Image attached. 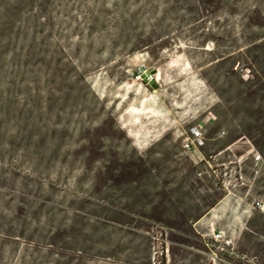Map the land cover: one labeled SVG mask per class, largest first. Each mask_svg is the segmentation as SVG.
Returning <instances> with one entry per match:
<instances>
[{"label":"rangeland","instance_id":"rangeland-1","mask_svg":"<svg viewBox=\"0 0 264 264\" xmlns=\"http://www.w3.org/2000/svg\"><path fill=\"white\" fill-rule=\"evenodd\" d=\"M256 202L264 0H0V264H264Z\"/></svg>","mask_w":264,"mask_h":264},{"label":"trees","instance_id":"trees-1","mask_svg":"<svg viewBox=\"0 0 264 264\" xmlns=\"http://www.w3.org/2000/svg\"><path fill=\"white\" fill-rule=\"evenodd\" d=\"M230 144L231 143H229L228 145ZM183 184L184 182L181 183L180 185L181 188L183 187ZM189 185L190 187H194V184L191 182ZM224 196H225L224 192L220 193V196L216 200H214L211 204L206 206L205 210L197 214L188 213V212L187 213L180 212L175 217H173L172 215L162 214V213L146 214L145 216L153 221L162 222L168 225L169 227H176L177 229H180L186 233L193 234L194 232L193 224L199 221L206 213H208ZM169 202H171V200ZM160 204H164V200L163 201L161 200ZM189 242H192V241L188 240V243ZM259 250H262V249H259Z\"/></svg>","mask_w":264,"mask_h":264},{"label":"built area","instance_id":"built-area-1","mask_svg":"<svg viewBox=\"0 0 264 264\" xmlns=\"http://www.w3.org/2000/svg\"><path fill=\"white\" fill-rule=\"evenodd\" d=\"M195 134L198 135V137L195 138V140L196 141L200 140L201 143H203L202 133L198 128H196ZM192 145L197 146V144L194 141H192ZM186 146L189 149L191 148V144H187ZM254 158H255V166L253 168V171H254V178H256L260 172L261 169L260 163L261 161H263V157L261 154L257 153L256 155H254ZM254 207L264 212V203L256 202V205ZM212 238L214 242L220 243L222 245V249H226L235 245V239L232 236L226 235L225 232L222 230L213 231Z\"/></svg>","mask_w":264,"mask_h":264}]
</instances>
